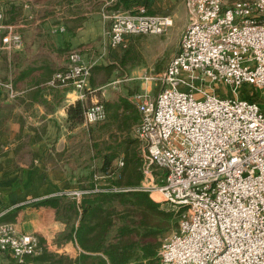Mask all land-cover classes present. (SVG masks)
Segmentation results:
<instances>
[{
  "label": "built area",
  "instance_id": "built-area-1",
  "mask_svg": "<svg viewBox=\"0 0 264 264\" xmlns=\"http://www.w3.org/2000/svg\"><path fill=\"white\" fill-rule=\"evenodd\" d=\"M6 1L0 0V51H13L22 47L23 37L5 23ZM185 2L189 23L179 51L164 72L142 77L160 80L161 88L156 95L134 96L141 116L135 136L143 145L148 182L140 189L159 193L161 202L181 212L178 229L162 239L161 264H264V108L238 91L245 84L264 90V0ZM110 20L106 35L112 49L126 47L130 36L162 35L174 25L171 15L151 14L145 6L115 12ZM65 30L54 27L52 33ZM68 59L50 84L72 86L85 99L92 66L77 50ZM218 83L231 87L232 95L220 94ZM3 91L18 96L12 83L0 80ZM106 118L101 101L84 113L88 124ZM154 167L166 172L161 184ZM89 192L64 194L80 199ZM0 253L11 255L12 264H32L29 258L42 247L37 235L5 222Z\"/></svg>",
  "mask_w": 264,
  "mask_h": 264
},
{
  "label": "crops",
  "instance_id": "crops-1",
  "mask_svg": "<svg viewBox=\"0 0 264 264\" xmlns=\"http://www.w3.org/2000/svg\"><path fill=\"white\" fill-rule=\"evenodd\" d=\"M113 2L7 0L2 5L4 13L17 9L16 20L5 23L17 27L23 44L20 49L0 51V80L11 81L18 91L17 98H10L7 91L0 93V223H13L22 233L36 232L45 239L48 247L73 257H77L82 249L73 241H61L69 226L60 210L56 214L45 207L32 208L33 204L74 190H91L90 184H82L81 179L90 164L94 167L98 163L92 156L98 150L104 151L103 146L111 143V135L121 132L111 120L97 124H88L84 120L71 127L68 108L86 99H89L88 105L97 101L119 104L125 100L140 113L134 96L141 92L156 95L153 90L158 86L157 81H144L143 75L158 66L166 68L176 53L174 46V52L162 59L159 50L167 45L163 39L150 61L121 66L125 49H112L106 35L110 16L115 13L111 9ZM141 6L151 14L170 15L175 13L178 4L177 0H142L138 8ZM123 11L131 10L121 8L117 12ZM60 26L66 30L52 33L54 27ZM131 37H128V43L133 41ZM75 50L80 51L85 62L92 66L94 85L91 81L92 89L85 99L71 86L55 88L49 82L55 73L68 66L69 54ZM159 60L166 63L159 64ZM119 71L123 75L121 78L116 75ZM99 72L111 78L95 84V74ZM120 112H125L123 105ZM99 184L96 181L95 188ZM151 197L158 201L152 194ZM31 214L39 219L44 214L51 217L47 227L49 233L41 230L39 224L32 226L31 220L27 219ZM74 219L73 229H77L80 216ZM34 259L29 258V261L36 264ZM12 263L11 255L0 253V264Z\"/></svg>",
  "mask_w": 264,
  "mask_h": 264
},
{
  "label": "trees",
  "instance_id": "trees-1",
  "mask_svg": "<svg viewBox=\"0 0 264 264\" xmlns=\"http://www.w3.org/2000/svg\"><path fill=\"white\" fill-rule=\"evenodd\" d=\"M141 2L114 0L111 9L115 12L121 8L135 11ZM4 15L5 21L12 23L18 12L15 8L5 11ZM133 47L130 44L125 49L119 63L121 66L128 63L134 65L135 58L140 59L132 55ZM88 101L79 100L68 108V123L71 127L84 122V113L90 104ZM122 101L119 104L103 101L107 111L106 120L116 122L121 134L111 135V143L103 146L104 151L98 150L92 156L98 159V163L94 167L90 164L81 179L82 184H90L91 192L82 194L80 200L66 194L52 196L32 207H45L56 214L60 210L63 220L69 226L61 241H73L82 252L77 257L59 253L48 247L45 239L38 236L43 250L39 256L34 257L36 264H161V237L171 225L174 210L167 209L162 202L154 200L150 192L140 189L143 181L140 141L133 134L141 116L132 104ZM122 105L125 108L123 114L120 112ZM120 160L122 165H119ZM153 169L154 174L156 170L160 172V177L157 174L155 176L158 177L157 183H162L165 170L158 167ZM96 181L101 183V191H94ZM76 216H80V225L73 229L72 223ZM54 242L56 244V240Z\"/></svg>",
  "mask_w": 264,
  "mask_h": 264
},
{
  "label": "rangeland",
  "instance_id": "rangeland-1",
  "mask_svg": "<svg viewBox=\"0 0 264 264\" xmlns=\"http://www.w3.org/2000/svg\"><path fill=\"white\" fill-rule=\"evenodd\" d=\"M231 1H236V0H231ZM177 4L178 7L175 10V13L170 14L173 19H174V25L172 27H170L164 34L162 35H149V34H143V35H134V36H130L133 41L131 43H128L127 41V46L124 47L123 49H126L128 47V45L132 44L134 47L133 49V56H137L138 58H140L139 60H137L135 58L136 62H142L143 60L146 61H150V58H153L156 51V46L159 45L160 46V41H162L163 39H165V41L167 42V45L164 49L165 53L162 52V50H159V53H161L162 59L165 58L166 56H168L170 54V52H175L177 53L179 51V44H180V40H181V36H182V30H184L186 27H184V25H188L189 23V15L187 14V7H186V2L185 0H177ZM166 15V14H165ZM183 26V27H182ZM176 46V48H174L172 50V48ZM155 49V51H154ZM163 53V54H162ZM175 53V54H176ZM166 61L165 60H159V64H165ZM159 67L161 69H159ZM166 68H162L161 66H158V68H154L153 73H157L161 74L162 72L165 71ZM106 73L103 72H99L95 74V84H99V83H104L107 80H109V76L105 75ZM116 75L118 77L121 78L122 72L119 71L118 73H116ZM116 76V77H117ZM161 76V75H160ZM115 77V78H116ZM92 80V79H91ZM158 82V86L157 89L153 90L154 93L158 92L159 89L161 88V82L160 80L157 81ZM90 86H91V82H90ZM217 90L220 94H223L224 96H231L232 95V88L228 87L222 83H218L216 85ZM240 95L242 97H249V98H253L254 100H256L257 102L260 103V105L264 108V90H260L257 89L251 85L245 84L243 86H241L238 89ZM134 137L135 133H134ZM137 139V137H136ZM144 150H143V145L140 142L139 143V157H140V161L142 163V170H143V166H144ZM121 160L119 161V165H120ZM155 174H157L159 177L160 172L158 170L155 171ZM154 174V176H155ZM158 177L155 176V180L157 182ZM143 180L144 182L147 184L148 182L145 180V176L143 173ZM160 180V178H159ZM161 184V183H158ZM154 198L158 199V201H162V197L159 193H154L153 194ZM164 204V207H166L167 209H172L174 210V214L172 216L171 219V225L169 227V229H167L164 233H162V237H161V242H160V248H161V244H162V239L164 237V235L171 233L175 230L178 229L179 227V222H180V216H181V212L178 211V208L173 207L172 205H170L169 203L166 202H162ZM31 217V218H30ZM37 215H33L31 214L27 216L28 221L31 220V224L32 226H37L38 224L41 226V230L46 231V233H49V231H47V227H49V224L51 223V217L47 214H44L39 218H37ZM28 232H31L30 230ZM35 235L36 232H34Z\"/></svg>",
  "mask_w": 264,
  "mask_h": 264
}]
</instances>
